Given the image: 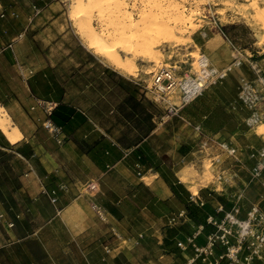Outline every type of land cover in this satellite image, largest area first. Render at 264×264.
<instances>
[{
	"label": "rangeland",
	"instance_id": "rangeland-1",
	"mask_svg": "<svg viewBox=\"0 0 264 264\" xmlns=\"http://www.w3.org/2000/svg\"><path fill=\"white\" fill-rule=\"evenodd\" d=\"M143 1L121 0L134 18ZM173 1L194 26L170 22L160 61L135 57L129 74L88 48L72 0H0V105L31 98L18 106L24 129L8 112L21 139L0 131V264H264V167L250 156L264 146V29L251 5L264 0ZM91 23L105 27L95 11ZM161 67L175 81L162 98L149 91ZM199 75L185 100L183 81Z\"/></svg>",
	"mask_w": 264,
	"mask_h": 264
},
{
	"label": "bare ground",
	"instance_id": "bare-ground-1",
	"mask_svg": "<svg viewBox=\"0 0 264 264\" xmlns=\"http://www.w3.org/2000/svg\"><path fill=\"white\" fill-rule=\"evenodd\" d=\"M72 1L73 19L78 25L79 32L85 37L88 48L105 58L110 64L129 74L135 68L133 60L135 57H139V59L141 57V59L153 61L156 64L160 61L158 52L155 49L156 40L158 38L165 40L175 39L174 25L186 22L189 28L194 26L192 15H185L181 8L182 6L179 7V4L173 0H168L167 4H164L162 0H144L142 3L143 8L135 18L130 10L123 9V1L121 2V0ZM251 5L255 9L253 19L264 29V7H258L256 1H252ZM93 11L96 12V15L101 20L105 21V27L102 31H96L91 23V13ZM170 22L174 25H170ZM108 28L112 30L105 32L108 31L106 30ZM263 41L264 35H261L258 43ZM236 62L239 63L238 61ZM199 63L202 66H206L207 58L201 56ZM211 71L213 69L205 67L201 70L204 75H208ZM201 80L202 76L199 75L197 79L191 78L184 82L182 87L186 90L185 100L190 99L196 92L201 90L203 85ZM260 81L264 84V81ZM263 128L264 124L259 125L258 131L261 132ZM0 131L10 143H16L22 137L20 129L16 125H10L9 114L2 105H0ZM189 190L192 194L197 192L193 187ZM240 225L243 232H245L248 221L240 222Z\"/></svg>",
	"mask_w": 264,
	"mask_h": 264
},
{
	"label": "built area",
	"instance_id": "built-area-1",
	"mask_svg": "<svg viewBox=\"0 0 264 264\" xmlns=\"http://www.w3.org/2000/svg\"><path fill=\"white\" fill-rule=\"evenodd\" d=\"M222 32V31H221ZM222 36H224V38L228 41V43L230 45H232V43L227 39V37L224 35V33L222 32ZM233 46V45H232ZM185 80L183 81L182 85L184 84ZM175 81H174V74H173V70L172 68L169 67H161L159 68L157 71L153 72L151 75V83L149 85V91L155 96V97H163L166 96L169 92V89L174 85ZM181 88L184 92V94H186V90L184 87ZM244 86L247 91V88L250 87L249 85H247V83H244ZM50 108L48 107V109L46 111H48V114L50 112ZM258 116L257 115H253L250 118V121L254 122L255 120H257ZM44 127L47 129V131L53 136V138L56 140V142L58 144H61L63 142L64 139V135L62 133V131L60 130L59 127H57L55 124H53V122L51 121L50 118H47L45 120V122L43 123ZM223 146H225V143H222ZM227 146V145H226ZM233 149V148H232ZM227 150H229L227 148ZM233 151V150H232ZM250 156L256 160V165L253 166V170L255 172H259V170L264 167V146L258 148L257 150L251 152ZM63 187V186H61ZM97 185L94 181H89L85 184L83 191L85 193H89V194H93L96 193L97 190ZM48 196L50 198L51 201H55L56 200V195H55V190H49ZM91 208L93 209V211L95 212V214L101 219V220H105V214L103 209H101L100 205L97 204L95 201L91 202ZM203 259H205V257H203Z\"/></svg>",
	"mask_w": 264,
	"mask_h": 264
},
{
	"label": "crops",
	"instance_id": "crops-1",
	"mask_svg": "<svg viewBox=\"0 0 264 264\" xmlns=\"http://www.w3.org/2000/svg\"><path fill=\"white\" fill-rule=\"evenodd\" d=\"M20 93H21L22 97L18 96V98L15 97L14 99L6 101L5 107L7 108L8 112L12 115V118L15 120V122L17 123L19 128L24 129L28 122L25 119L24 115L21 113L20 108H22V103H26L25 100H28V103H30L31 98L28 97L25 90H23ZM18 106H20V108ZM27 174H29V173H27ZM27 174H25V175H27ZM27 190L29 192H31L32 187L29 186L27 188Z\"/></svg>",
	"mask_w": 264,
	"mask_h": 264
},
{
	"label": "trees",
	"instance_id": "trees-1",
	"mask_svg": "<svg viewBox=\"0 0 264 264\" xmlns=\"http://www.w3.org/2000/svg\"><path fill=\"white\" fill-rule=\"evenodd\" d=\"M2 133V132H1ZM3 134V133H2ZM5 137V136H4Z\"/></svg>",
	"mask_w": 264,
	"mask_h": 264
}]
</instances>
